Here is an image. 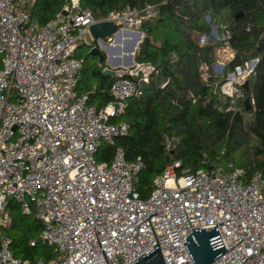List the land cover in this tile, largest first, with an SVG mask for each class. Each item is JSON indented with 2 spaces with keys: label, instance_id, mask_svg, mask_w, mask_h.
Masks as SVG:
<instances>
[{
  "label": "built area",
  "instance_id": "obj_1",
  "mask_svg": "<svg viewBox=\"0 0 264 264\" xmlns=\"http://www.w3.org/2000/svg\"><path fill=\"white\" fill-rule=\"evenodd\" d=\"M33 2L0 0V264H31L15 255L5 231L12 222L11 198L41 220V239L58 253L49 264H130L157 242L166 264H191L187 235L193 227L215 225L227 249L218 264H264L261 174L247 181L243 167L219 164L178 175L177 161L143 198L136 187L140 158L129 161L118 145L110 161L97 159L101 143L115 144L129 132L127 121L112 119L130 98L143 95L142 84L158 69L141 62L125 70L132 77H117L113 99L98 106L76 89L84 69L77 50L92 44L93 23L111 20L139 30L158 15L156 4L125 5L97 18L80 0H65L40 24L30 15ZM230 38L226 27L219 41L230 46ZM250 61L220 86L233 102L258 58ZM154 211L159 213L150 216Z\"/></svg>",
  "mask_w": 264,
  "mask_h": 264
},
{
  "label": "trees",
  "instance_id": "obj_2",
  "mask_svg": "<svg viewBox=\"0 0 264 264\" xmlns=\"http://www.w3.org/2000/svg\"><path fill=\"white\" fill-rule=\"evenodd\" d=\"M64 1L34 0L29 8L31 18L46 24ZM80 1L97 18L125 5L141 9L149 3L158 8V15L141 27L144 38L136 56L137 62L151 63L158 72L142 84L143 95L130 98L126 110L112 119L127 121L129 132L117 136L115 144L101 143L98 160L110 161L118 145L124 147L129 161L140 158L143 168L137 174L136 187L143 198L150 194L154 179L177 161L178 175L186 168L232 164L245 169L247 181L258 174L264 179V0ZM207 14L220 29L231 30L234 57L222 74L212 70L222 42L200 39L212 31L211 22L205 20ZM96 45L92 41L77 50L84 58V69L76 89L88 92L91 103L104 106L113 99L110 87L116 78L104 73L106 52L102 62L89 52ZM254 58L258 62L246 79L248 88L239 85L240 94L233 102L230 95L220 92V86L228 73ZM204 65L209 66L208 79L203 77ZM123 72L120 77H132ZM246 98L251 99L250 108ZM166 138L171 141L169 148ZM8 208L12 222L5 231L12 237L15 255L31 264L57 259L55 248L40 237L41 220L34 213L24 214L15 199H9Z\"/></svg>",
  "mask_w": 264,
  "mask_h": 264
},
{
  "label": "water",
  "instance_id": "obj_3",
  "mask_svg": "<svg viewBox=\"0 0 264 264\" xmlns=\"http://www.w3.org/2000/svg\"><path fill=\"white\" fill-rule=\"evenodd\" d=\"M90 31L92 39L94 41H98L100 45L93 46L89 52L93 55L99 56L100 62L104 60L103 49L112 45H107L104 43V41L106 42L109 37H115L116 40H120L123 36V31L127 32L125 35H130L132 37V39L131 37L127 39L126 43L128 44L125 45L124 48H122L120 45L117 46L119 52L123 50L126 53L124 60L120 56L117 58H112L109 54H106L105 60L110 64V66L104 69V73L117 78L120 77L122 73H124L123 66H131L134 64L133 56L136 49H139V44L144 38V33L141 30L122 28L114 21L102 20L93 23L90 26ZM101 42H103V44H101ZM248 83V80H246L243 83V86L248 88ZM245 103L247 104L248 108L251 107L250 98H246ZM156 213H159V211L151 212L150 216ZM186 238L187 241L184 243L193 259L191 264H218L216 262L217 257L227 250L216 225L205 228H199V226L193 227V232L189 233ZM130 264L166 263L162 255L160 245L157 242L153 249H151L148 253H143Z\"/></svg>",
  "mask_w": 264,
  "mask_h": 264
},
{
  "label": "rangeland",
  "instance_id": "obj_4",
  "mask_svg": "<svg viewBox=\"0 0 264 264\" xmlns=\"http://www.w3.org/2000/svg\"><path fill=\"white\" fill-rule=\"evenodd\" d=\"M205 20H207L208 22H211V16H210L209 14H207V15L205 16ZM216 25H217V27H216ZM211 28H212V31H211V33H210V36H208V35H207V36H205V35H201L200 39H201V40H205V39H207V38L210 37L213 41H218V42H219V40H220V39H219L220 34H221L222 30H223L224 28H226V27H223V28L220 29L218 24H215L214 22H211ZM216 29H217V30H216ZM139 30H141V31L144 33V30H142V29H139ZM114 38H115V37H113L111 40H107L106 42L104 41V43L107 44V45H110V44L113 43ZM93 41H94V40H93ZM91 42H92V38H91ZM96 44H97V46L100 45V43H99L98 41H96ZM86 47H88V46H86ZM103 50H104V52H106L107 55L109 54L105 49H103ZM81 51H82V52H81ZM137 52H138V49H136L135 54H134V56H133L134 64L131 65V66H123V69H124V70H127V69L130 70V68L136 66L137 63H140V62H137V60H136ZM80 53H81V54H84V53H85V50H80ZM232 54H233V49H232L230 46H222L221 49L218 50V57H219V60H218V61H217V60L214 61L213 65H212V70L215 71V72H218V73H221V74H222V73L224 72V70L226 69V66H227L228 62L234 57V56H232ZM251 60H252V59H251ZM250 62H251V61H249L248 64H249ZM105 65H106L107 67L110 66V64H109L108 62H106ZM216 65H217V68H216ZM207 66H208V65H204V66H202V68H201L202 71H203V77H204L205 79L208 78V70H209V69L207 68ZM208 67H209V66H208ZM220 67H221V68H220ZM235 73H237V75L239 74L238 69H236V72H235ZM231 76H232V75H231V72H230V73L227 74L226 78L229 79ZM245 81H246V80H245ZM229 82H230V81H229ZM243 83H244V82H243ZM238 87H239V86H238ZM220 92L224 93V91L221 90V88H220ZM224 94H225V93H224ZM239 94H240V93H239ZM239 94H238V95H239Z\"/></svg>",
  "mask_w": 264,
  "mask_h": 264
},
{
  "label": "bare ground",
  "instance_id": "obj_5",
  "mask_svg": "<svg viewBox=\"0 0 264 264\" xmlns=\"http://www.w3.org/2000/svg\"><path fill=\"white\" fill-rule=\"evenodd\" d=\"M127 32L123 31V36L120 40H116V38H114L113 43L111 46L105 47V50L109 53V55L112 58H117V57H121L124 60V56H125V52L122 50L121 52L118 51L117 46L120 45L122 46V48L125 47V45H127V39L130 38V35H125ZM132 39V37H131Z\"/></svg>",
  "mask_w": 264,
  "mask_h": 264
}]
</instances>
